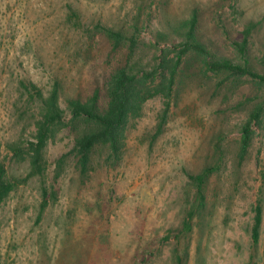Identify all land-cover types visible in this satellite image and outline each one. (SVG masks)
<instances>
[{"label": "rangeland", "instance_id": "rangeland-1", "mask_svg": "<svg viewBox=\"0 0 264 264\" xmlns=\"http://www.w3.org/2000/svg\"><path fill=\"white\" fill-rule=\"evenodd\" d=\"M141 4L129 58V42L115 50L107 33L127 28ZM194 14L210 61L264 72V0H0V177L17 183L0 208V264H264V220L252 242L264 205V111L239 158L264 85L211 70L196 50L178 58ZM128 59L137 71L168 64L149 81L153 91L179 62L171 92L147 100L117 151L98 145L83 170L75 139L95 127L73 121L70 102L100 90L106 108L112 74ZM21 82L45 98L59 85L65 114L48 134L43 175L30 173L46 110ZM211 168L199 208L189 174ZM43 186L57 199L38 221Z\"/></svg>", "mask_w": 264, "mask_h": 264}, {"label": "trees", "instance_id": "trees-1", "mask_svg": "<svg viewBox=\"0 0 264 264\" xmlns=\"http://www.w3.org/2000/svg\"><path fill=\"white\" fill-rule=\"evenodd\" d=\"M138 9L139 12L127 28H121L120 30L110 29L107 33L110 40H112L115 50L121 48L126 42H129V58L134 56L139 44L142 15L144 11L143 4L139 5ZM197 23L198 15L194 14L189 23L190 30L186 33V41L184 45H181L183 46V49L178 53L179 59L189 51L196 50L201 55L206 56L208 59L207 65L211 70L231 72L236 77L250 75L258 78L264 85V72L260 74L251 67L235 64L233 61L227 59L216 62L210 61L209 51L203 43H200L196 38ZM162 36L163 35L160 33L159 38H165ZM244 46L245 45L241 44V48L244 49ZM178 64L179 62L171 68V76L167 77L164 75L158 88L153 91L152 87L148 84L149 81L159 76L161 70L166 72L165 70L168 67V64L161 63L150 72L143 69L137 71L136 67L132 65L131 59H128L124 65L117 68L112 74L108 85V102L106 108L103 109L100 106V90H97L94 93V96L89 102H83L80 99L72 100L70 102L73 121L84 118L87 122L94 124L95 127L94 129L77 136L75 139L74 150L78 157L79 165L83 170L88 169L93 153L98 145H111V147L117 151L124 126L131 116L141 115L143 106L147 100L158 94L171 92ZM21 86L30 95L31 99L42 101L46 110L43 120L38 123V143L33 158V171L30 173V176H35L36 174L43 175V170L41 169L39 161L42 159V153L48 140V134L54 125L63 121L65 114L60 105L59 85L57 84L55 86L48 98L44 97L43 91L33 82H21ZM263 111L264 103L258 105L251 112V115L243 128V137L239 154L241 162L245 160L251 146L253 135L252 127L254 123L260 120ZM210 170L212 174L214 171L213 168L198 175L189 174L190 179L196 186V202L199 208H203L206 205V179ZM16 187V182L7 181L3 176L0 177V208ZM50 196H52L54 200L57 199L55 186H43V200L40 205L38 221L42 219L43 214L51 204ZM255 213V222L252 228V242L254 246H257L261 240V230L264 220V205L261 199L258 200ZM181 261L182 260H179V263Z\"/></svg>", "mask_w": 264, "mask_h": 264}]
</instances>
